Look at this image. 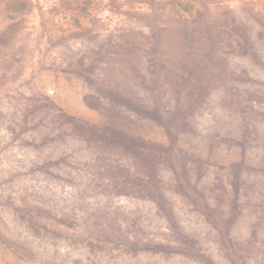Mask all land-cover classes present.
I'll return each instance as SVG.
<instances>
[{
	"label": "rangeland",
	"instance_id": "obj_1",
	"mask_svg": "<svg viewBox=\"0 0 264 264\" xmlns=\"http://www.w3.org/2000/svg\"><path fill=\"white\" fill-rule=\"evenodd\" d=\"M204 10L219 16L200 21ZM160 12L149 29L145 16ZM173 15L189 23L166 27ZM218 40L227 61L217 71L263 105L264 0H0V264H264L263 253L236 259L191 211L177 214L196 236L171 235L134 161L105 149L128 141L98 131L131 123L105 91L145 69L151 51L189 48L198 66ZM258 138L247 172L264 183Z\"/></svg>",
	"mask_w": 264,
	"mask_h": 264
},
{
	"label": "trees",
	"instance_id": "obj_2",
	"mask_svg": "<svg viewBox=\"0 0 264 264\" xmlns=\"http://www.w3.org/2000/svg\"><path fill=\"white\" fill-rule=\"evenodd\" d=\"M205 15L209 23L219 16L204 10L200 21ZM149 17L161 22L165 18L162 12L146 15L152 30L156 27ZM182 19L183 24L173 15L164 24L186 27L189 21ZM221 30L227 34L228 26ZM224 47L221 40L210 45L203 53H209L208 58L197 59L198 66L193 55L186 54L189 48L177 58L151 51L142 64L145 69H136L128 83L105 91L131 123L107 124L98 131L128 141L105 149L134 161L130 165L136 169L134 181L143 184L159 211L166 209L163 214L173 225L170 234L196 236L180 225L179 212L191 211L218 231L231 255L247 261L264 254V183L252 180L247 172L252 163L249 150L263 142L258 136L264 133V104L258 106L235 87L227 68L217 71V63L227 61L220 53Z\"/></svg>",
	"mask_w": 264,
	"mask_h": 264
}]
</instances>
